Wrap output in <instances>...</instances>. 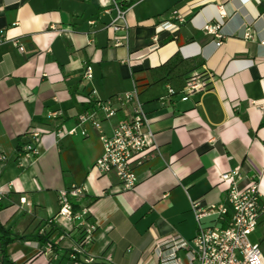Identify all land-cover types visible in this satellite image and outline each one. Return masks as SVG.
Returning a JSON list of instances; mask_svg holds the SVG:
<instances>
[{"label": "crops", "instance_id": "0c3cea01", "mask_svg": "<svg viewBox=\"0 0 264 264\" xmlns=\"http://www.w3.org/2000/svg\"><path fill=\"white\" fill-rule=\"evenodd\" d=\"M110 2L0 0V227L23 238L6 246L8 264H74L69 256L81 229L56 217L58 192L73 185L84 189L71 200L73 210L87 209L86 222L95 226L87 249L95 264H153L146 252L156 238L192 240L191 202L224 203L223 174L238 170L236 188L254 181L264 196V0H133L126 48L114 47L105 28ZM172 10L191 14L176 24ZM206 24L220 26L222 45L203 31ZM86 65L90 81L82 77ZM204 73L207 91L182 101L185 80ZM133 89L156 148L135 169L134 188L123 191L94 164L103 152L99 131L110 134L132 105L101 120L100 130L86 124L82 136L78 116L90 106L77 96L95 90L105 101ZM30 128L48 133L35 158L18 160ZM34 233H49L55 260Z\"/></svg>", "mask_w": 264, "mask_h": 264}, {"label": "built area", "instance_id": "2783aa9c", "mask_svg": "<svg viewBox=\"0 0 264 264\" xmlns=\"http://www.w3.org/2000/svg\"><path fill=\"white\" fill-rule=\"evenodd\" d=\"M239 1L246 4L250 0ZM132 4L133 0H111L110 7L104 10V13L111 15V20L105 28L111 34L112 45L116 48L128 46L129 27L125 15ZM171 14L174 23L183 24L191 12L172 10ZM224 15L220 9V17ZM89 24L93 25L94 22L91 21ZM219 27V25L206 24L203 28L206 34L213 35L217 39L216 46L222 45ZM244 37L252 38L248 32L244 34ZM92 43L93 40L90 38L88 44ZM13 44L18 46L17 41ZM261 45H264V40L261 41ZM18 49L23 51L21 47ZM82 77L86 81L92 79L91 66L84 67ZM207 82V73L190 75L181 89V100L186 101L192 95L206 92ZM167 93L173 95L174 90L168 87ZM96 96L95 90L86 96H77L80 102L90 106L89 110H85L78 116V126L82 136H86L83 128L86 124L100 130L101 120L107 121L114 118L120 108L132 105L130 115L118 120L110 134L99 131L103 152L94 164L99 174H114L123 191L131 190L136 184L135 169L141 166L149 158L150 151L156 148L154 134L150 130L151 121L143 110L136 89L105 101ZM57 115L58 113H52L49 117L55 118ZM47 133V130L30 128L26 132L29 142L21 147L17 159L36 157L35 145ZM61 133V130H57L56 136ZM74 133L75 130H71L67 134ZM237 176L238 170H234L220 177L222 182L228 184L224 203L204 208L200 207L197 201L191 202V210L197 225L196 234L192 240L187 241L172 234L153 241L146 252L147 256L152 257L153 264H264V253L260 246L251 244L248 240V236L258 226L264 227V196L259 193L254 181L245 189L238 190L236 188ZM2 196L3 193L0 192V200ZM82 197H84V189L75 185L58 192L59 210L56 217L67 222L75 221L81 229L79 241L69 256L73 263L95 264L93 257L87 251L95 226L86 222L87 209L83 208L75 212L71 203V200ZM204 219H211L212 224L203 226L202 220ZM42 252L56 259L50 240L47 241Z\"/></svg>", "mask_w": 264, "mask_h": 264}, {"label": "trees", "instance_id": "16d2710c", "mask_svg": "<svg viewBox=\"0 0 264 264\" xmlns=\"http://www.w3.org/2000/svg\"><path fill=\"white\" fill-rule=\"evenodd\" d=\"M26 137H27V135H26ZM28 142H29V138L27 137V142H25V144L28 143ZM25 144H22V145H25ZM21 146L18 147V152H20ZM1 209H2V205L0 204V210ZM0 231L4 234V237L0 238V250H1L0 252L2 253L3 258H4L3 259V263L4 264H8V262L6 260V256H5L6 255V253H5L6 246L9 245L10 243H12L16 239H23V238H21L20 236H17V235H12V234H10L8 232V230H5V229H3L1 227H0ZM10 235L12 236V238L9 237ZM48 235H49V233L48 234H43V235H39L38 233H34V234H32L30 236V238L34 239V240H36L38 242L45 243V242L48 241V238H47Z\"/></svg>", "mask_w": 264, "mask_h": 264}, {"label": "rangeland", "instance_id": "374dc122", "mask_svg": "<svg viewBox=\"0 0 264 264\" xmlns=\"http://www.w3.org/2000/svg\"><path fill=\"white\" fill-rule=\"evenodd\" d=\"M189 241L188 239H185ZM248 240L251 244L260 246L262 253H264V227L258 226L249 236Z\"/></svg>", "mask_w": 264, "mask_h": 264}]
</instances>
